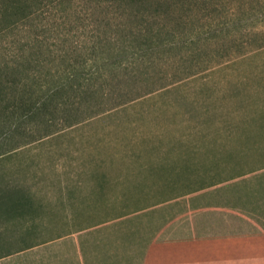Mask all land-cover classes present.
<instances>
[{
    "label": "rangeland",
    "instance_id": "rangeland-1",
    "mask_svg": "<svg viewBox=\"0 0 264 264\" xmlns=\"http://www.w3.org/2000/svg\"><path fill=\"white\" fill-rule=\"evenodd\" d=\"M76 3L0 38V66L16 60L0 81L29 67L45 78L71 64L79 73L103 58L138 59L105 71L126 84L49 121L0 108V264L34 244L22 264H40L39 243L73 224L161 204L149 217L157 222L186 206L172 197L264 164V0ZM7 92L0 107L19 95ZM122 169L129 179L114 180ZM256 186L247 205L263 217ZM236 191L249 197L244 184ZM142 225L136 240L154 224Z\"/></svg>",
    "mask_w": 264,
    "mask_h": 264
},
{
    "label": "crops",
    "instance_id": "crops-1",
    "mask_svg": "<svg viewBox=\"0 0 264 264\" xmlns=\"http://www.w3.org/2000/svg\"><path fill=\"white\" fill-rule=\"evenodd\" d=\"M114 174L121 175L114 180H122L129 179L130 172L122 169ZM160 205L82 226L73 224L72 264H264V215L205 204L150 221ZM258 210L264 214L262 207ZM118 217L125 218L122 224H107ZM142 224L154 225L136 240L135 231ZM121 245L126 255L115 257L114 250Z\"/></svg>",
    "mask_w": 264,
    "mask_h": 264
},
{
    "label": "trees",
    "instance_id": "trees-1",
    "mask_svg": "<svg viewBox=\"0 0 264 264\" xmlns=\"http://www.w3.org/2000/svg\"><path fill=\"white\" fill-rule=\"evenodd\" d=\"M79 1L82 0H0V38L11 32L14 28L23 27V24L35 18L38 14L43 13V11L48 13L60 11L69 15V13L75 12L76 8L74 4L75 2L79 3ZM96 1L105 2L106 4L117 2L119 5L121 3H129L139 6L149 2V0ZM88 59L93 58L90 57ZM137 59L138 57L125 62V60L118 58H112L111 60L103 58L101 66H94L95 68L89 67L87 70L79 73H74V68L71 64L62 71L58 69L53 71L47 70L45 78L35 71V67H29L24 71L23 77L16 78L15 76L14 78L13 75H10L5 77V81H0V100L7 99V89H15L19 93L11 102L1 105L0 108L10 114L17 113L29 118L41 113L49 121L57 111H73L78 109L82 104L97 102L108 91L126 84L127 81L122 79V76V78H118L120 75L115 76L116 82L111 83L113 78L109 80L107 77L109 75L105 71H112L111 75H113L114 71H123L129 66H133ZM10 61L15 62L16 60H2L1 62L3 63L0 69H14L15 67H11ZM31 61L35 65H40L43 62V60L37 58ZM27 79H29V82ZM226 180L224 184L212 186L214 188L211 189H201L203 186H199V188H196L199 189L197 191H194V189L183 195L176 196L174 202L186 204L183 209L187 206L193 207L211 204L248 211V209L250 210V205H247L250 202L248 199L254 198V182H256L258 185V187L256 186V192L260 193L259 197L262 200L260 204H257L256 208L262 207L264 209V164H261L257 168H247L246 171H239L235 176ZM238 184L248 186L249 197H243L237 191L236 194L229 192L231 188H234ZM116 219L107 224H122L125 218L118 217ZM72 232L73 228L70 227L56 236L39 243L43 259V263L41 261L42 264H58L72 261L74 253ZM36 245L34 244L33 247L31 246L28 249L16 252L13 256L7 257V260L2 261V263L22 264L23 256L27 253L26 251H32ZM83 248L84 245L80 244L81 251H83Z\"/></svg>",
    "mask_w": 264,
    "mask_h": 264
}]
</instances>
